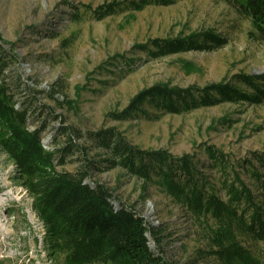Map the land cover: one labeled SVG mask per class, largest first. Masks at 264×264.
Instances as JSON below:
<instances>
[{"label": "rangeland", "instance_id": "374dc122", "mask_svg": "<svg viewBox=\"0 0 264 264\" xmlns=\"http://www.w3.org/2000/svg\"><path fill=\"white\" fill-rule=\"evenodd\" d=\"M104 1L0 0V44L16 55L8 72L23 84L14 92L16 97L24 100L26 93L33 95L40 89L43 93L36 94V106L46 109V115H59L50 119L43 132L47 148L65 143L67 136L59 130L66 126L77 133V143L92 160L103 162L95 133L112 127L142 149L192 155L197 168L214 181L221 171L204 167L208 163L204 144L224 153L239 171L237 162L251 158V151H264V100L258 104L222 102L181 113L147 107L145 114L127 120L109 114L119 112L134 94L154 84L202 87L229 81L238 72H263L264 39L251 34L249 18L225 0L151 3L99 20L83 9V4L96 7ZM74 12L79 13L78 19ZM206 29L224 35L227 42L211 50L159 58L136 46L154 37ZM51 91L55 100L47 96ZM78 165L74 159L63 168L75 171ZM240 173L248 181L246 173ZM90 180L104 183L118 204L135 209L153 226L156 236H151L150 244L168 261L223 264L207 252L205 223L158 185L118 166L94 170ZM220 194L224 196L222 190ZM44 230L14 163L0 150V264H59L51 255ZM243 242L264 264V243Z\"/></svg>", "mask_w": 264, "mask_h": 264}, {"label": "trees", "instance_id": "16d2710c", "mask_svg": "<svg viewBox=\"0 0 264 264\" xmlns=\"http://www.w3.org/2000/svg\"><path fill=\"white\" fill-rule=\"evenodd\" d=\"M170 1L106 0L96 7L83 4V9L99 20L123 10L138 11L147 4ZM225 1L249 18L253 36L264 39V0ZM73 16L78 19L80 15L74 12ZM226 42L224 35L206 29L175 37H154L136 46L146 50L148 56L159 58L188 50H211ZM15 60L16 55L0 44V150L14 163L43 223L51 255L59 264H173L150 244L151 236H156L153 226L135 209L118 204L104 183L90 180L94 170L116 166L158 185L196 220L205 223L202 228L207 252L218 261L261 264L243 241L264 243V151H251V158L237 162L242 168L239 171L224 153L204 144L203 152L208 157L204 167L221 171L219 180L214 181L197 168L192 155L142 149L112 127L95 133L104 153L103 162L92 160L86 148L77 143V133L66 126L59 130L67 136L65 143L47 148L43 132L50 119L59 115H46V109L36 106V94L43 93L40 89L33 95L25 92L24 100L16 97L14 92L23 84L8 72ZM47 96L55 100L54 91ZM263 100L264 71L238 72L229 81L202 87L154 84L134 94L125 108L109 114L114 119L127 120L145 114L147 107L181 113L222 102L258 104ZM74 159L79 161L75 171L63 168ZM240 172L246 173L248 181Z\"/></svg>", "mask_w": 264, "mask_h": 264}, {"label": "water", "instance_id": "95a60500", "mask_svg": "<svg viewBox=\"0 0 264 264\" xmlns=\"http://www.w3.org/2000/svg\"><path fill=\"white\" fill-rule=\"evenodd\" d=\"M44 141V140H43ZM44 145H45V142H44Z\"/></svg>", "mask_w": 264, "mask_h": 264}]
</instances>
